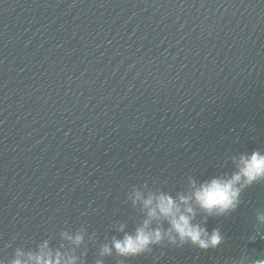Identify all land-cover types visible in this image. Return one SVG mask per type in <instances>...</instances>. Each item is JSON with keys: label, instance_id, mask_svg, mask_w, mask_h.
Returning a JSON list of instances; mask_svg holds the SVG:
<instances>
[{"label": "water", "instance_id": "1", "mask_svg": "<svg viewBox=\"0 0 264 264\" xmlns=\"http://www.w3.org/2000/svg\"><path fill=\"white\" fill-rule=\"evenodd\" d=\"M253 149L264 0H0V260L81 226L98 246L114 222L134 226L133 185L175 192ZM258 212L264 182L208 219L225 236L216 249L153 247L124 264H231L245 246L264 257V225L241 239Z\"/></svg>", "mask_w": 264, "mask_h": 264}, {"label": "clouds", "instance_id": "2", "mask_svg": "<svg viewBox=\"0 0 264 264\" xmlns=\"http://www.w3.org/2000/svg\"><path fill=\"white\" fill-rule=\"evenodd\" d=\"M229 162L228 170L206 178L188 176L186 184L175 192L147 183L133 185L125 195L137 213L134 226L129 229L126 222H114L109 226L114 234L98 246L96 233L89 235L84 226L64 229L58 233L56 244L43 239L34 248L16 247L12 257L0 260V264H85L89 244L97 246L94 264H104V258L112 256L121 258L117 264H124V260L150 254L153 247L160 246L216 249L225 236L218 226L209 230L208 219L230 216L241 204L245 189L264 182V150L234 153L227 158ZM255 220L253 233L241 237L247 243L260 235L264 212H258ZM231 264H264V257L252 258L245 246Z\"/></svg>", "mask_w": 264, "mask_h": 264}]
</instances>
